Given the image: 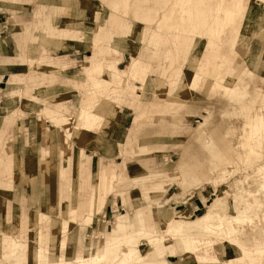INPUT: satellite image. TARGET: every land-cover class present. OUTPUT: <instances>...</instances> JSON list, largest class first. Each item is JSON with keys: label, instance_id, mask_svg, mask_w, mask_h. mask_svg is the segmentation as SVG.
I'll list each match as a JSON object with an SVG mask.
<instances>
[{"label": "rangeland", "instance_id": "obj_1", "mask_svg": "<svg viewBox=\"0 0 264 264\" xmlns=\"http://www.w3.org/2000/svg\"><path fill=\"white\" fill-rule=\"evenodd\" d=\"M0 27V264H264V0H0Z\"/></svg>", "mask_w": 264, "mask_h": 264}, {"label": "crops", "instance_id": "obj_2", "mask_svg": "<svg viewBox=\"0 0 264 264\" xmlns=\"http://www.w3.org/2000/svg\"><path fill=\"white\" fill-rule=\"evenodd\" d=\"M6 45V46H5ZM6 48H9V46H8V44L4 41V38H3V35H2V31H1V27H0V64L1 63H3V61H5V60H8V59H5L6 57H9V56H7V55H4L3 54V51L6 49ZM98 49H101V47L99 46V48H97V50ZM93 58V56H90L88 59H92ZM103 57H98L97 56V58L95 59V62H93V66H96V67H100V68H102V66H101V62L98 60V59H102ZM127 58H129V54L128 53H124L123 54V56H122V58L120 59H116V60H114L113 62H112V65H111V70L112 71H116V72H126V70H121V69H119V65H121V64H123V63H125L126 62V60H127ZM135 60H138V65H139V68H137V70H138V72L136 73L137 75L138 74H140L141 72H142V70H143V61H141L140 59H138V58H136ZM132 63V62H131ZM130 63V64H131ZM129 64V65H130ZM199 64V63H198ZM127 68H129V66H127ZM5 75H7V74H4V75H2V76H0L2 79L4 78V76ZM123 87H124V85H123ZM124 89V88H123ZM122 96H123V100H122V102H124V100H125V103H126V105H127V108H129V109H131V110H133V111H135V114H136V120H135V127H136V125H138V123H139V117H142L144 114H143V112L140 110V107L136 104V101H135V98L132 96V98H131V94H127V95H125V93L123 92L122 93ZM127 96H129V98L126 100L125 98L127 97ZM136 97V99L137 98H139L140 97V95H136L135 96ZM132 99V100H131ZM111 114V113H110ZM118 114H119V112H118ZM117 115V114H116ZM95 116L93 115V114H91V119H93ZM111 117H112V115L111 116H109L108 118H109V120L111 119ZM90 122H91V120H90ZM110 123V122H109ZM84 125H86V124H84ZM73 160L75 161V165H77V167H76V171H75V173H74V175H76V173L78 172V175H79V173H81V175H83V174H86V172H88L89 173V171H88V168L86 167V165H84L83 163H80L78 160H77V157L75 156V155H73ZM183 162H186V163H181L180 164V173H181V175L179 176V178H181L182 180L180 181V184L179 185H181V186H184V185H188V184H193V182H197L196 184V188L198 187H200V186H202V187H204V185L205 184H207L208 182H209V180L211 179L208 175H207V173H201V174H199V175H196V171H195V169L194 168H192V167H190L189 166V164H188V162L187 161H183ZM123 167H121V165H112V164H108V165H105V164H101V167H100V169H99V171H98V181L101 179H104L105 178V182H106V184H108V182L110 181V183L111 182H113V181H120V178H121V180L123 179V176H122V172H123V169H122ZM154 176L155 177H157V178H159V177H163L162 176V174H161V172H156L155 174H154ZM87 177H88V187L89 188H98L97 186H98V184L96 185V186H94V185H92L91 184V182H90V178H91V175H90V173L87 175ZM192 178H194L193 180H191ZM136 180V179H135ZM202 183V184H201ZM197 188V189H198ZM222 195H226L225 193H221ZM228 194V193H227ZM199 194H197V196H198ZM225 198H226V200H225V204H227V201H228V197H227V195L226 196H224ZM95 198H96V195H91V198H90V200H89V202H88V205L90 206V209H89V212L90 213H92V208H93V206H94V201H95ZM217 201V198H215L214 200H213V202L211 203V204H209L208 206H207V210H206V212L203 214V215H206L207 213H209L212 209H213V205L215 206V205H217V203H215ZM144 207L146 206V204H144L143 205ZM140 208H142V207H140ZM187 209H189V210H192V209H190V207L188 206V208ZM165 212V211H164ZM164 212L162 213V215H161V217H162V219H164V220H166L167 221V219H166V214H164ZM192 212V211H191ZM203 215H201V216H203ZM155 216V215H154ZM201 216H199L198 218H202ZM249 217H251V218H249ZM198 218H196V219H198ZM196 219H191V220H176V219H174V220H171L170 219V223H184V224H186V225H191L190 223H192L194 220H196ZM241 219H244L245 220V222H242V220ZM243 220V221H244ZM251 220H254V218H253V215L252 214H247V216L246 217H241L240 218V220L238 219V221L241 223H234V225H235V228H234V230H235V235H233L232 237H227V238H229L230 239V241L233 243V244H238V239H239V237H240V232L243 230V226L246 224V222H248V221H251ZM159 222V220L158 219H156L155 218V220H154V225L156 224L157 225V223ZM160 223V222H159ZM237 225V226H236ZM252 228H253V226H252ZM254 232V229L253 230H251V233H253ZM173 247H175V246H169V247H167V249H168V253H169V257H171V256H174V255H176L177 253V249H179V248H174L173 249ZM172 248V249H171ZM181 249L185 252L184 253V257H186V251H185V248L183 247V246H181ZM41 250L42 249H38L37 251H36V253H38V254H41L42 252H41ZM253 250H249V249H247L246 251H245V253H251ZM250 256V255H249ZM237 259H239V257L238 258H233L232 260H230L229 262H234L235 260H237ZM240 259H241V257H240ZM218 260V258H215V256H212V253H211V249H209V252L207 253V255L206 256H203L202 257V260L200 261V263H203V262H208V261H213V262H216ZM238 261V260H237ZM185 263V260H183L182 259V261H179L178 263H170L168 260H166V264H184ZM227 263V262H226Z\"/></svg>", "mask_w": 264, "mask_h": 264}, {"label": "bare ground", "instance_id": "obj_3", "mask_svg": "<svg viewBox=\"0 0 264 264\" xmlns=\"http://www.w3.org/2000/svg\"><path fill=\"white\" fill-rule=\"evenodd\" d=\"M58 149V148H57ZM55 150V149H54ZM53 153V152H52ZM53 155V154H52ZM219 207V206H218ZM216 214V213H215ZM221 217V216H220ZM219 217V218H220ZM249 218H251V217H249ZM207 219V216H204V217H202V218H200L199 219V223L198 224H200V223H202L204 220H206ZM227 219H230V218H227ZM226 219V220H227ZM235 218H233V220H234ZM238 219H239V217H238ZM240 220V219H239ZM242 220V222H245V220L244 219H241ZM244 220V221H243ZM186 221V220H185ZM225 221V220H224ZM227 221H229V220H227ZM187 222V221H186ZM206 222V221H205ZM222 222H223V220H222ZM221 221H220V223H222ZM239 222V221H238ZM241 222V223H242ZM211 223V222H210ZM229 223V222H228ZM236 223V222H235ZM240 223V222H239ZM240 223V224H241ZM115 227H114V231L116 232V233H114V234H117V233H119L121 230H123L126 226H127V224H126V222H124V220H123V218H120V219H118L115 223ZM233 224V223H232ZM226 225V224H225ZM203 226H206L205 224H203ZM202 226V227H203ZM224 226V225H223ZM227 226V225H226ZM237 226V225H236ZM222 227V226H221ZM228 228V227H227ZM230 230V229H229ZM234 234V233H233ZM120 237V236H119ZM112 238H116V235L115 236H113L112 235ZM107 241H109V240H107ZM111 241V240H110ZM109 241V242H110ZM113 241V240H112ZM112 241H111V243H112ZM115 245V244H114ZM194 245V244H193ZM192 245V246H193ZM53 253H55V252H53ZM141 254V253H140ZM129 255H132V254H129ZM142 255V254H141ZM136 256V255H135ZM102 258V257H101ZM53 259V258H52ZM95 259V258H94ZM94 259H87L86 261L87 262H93V261H91V260H94ZM99 259V258H98ZM41 260H42V253L41 254H38V253H35V262H36V264H41ZM60 260V259H59ZM100 260V259H99ZM98 260V261H99ZM78 261L81 263V262H83V261H85V260H83L82 258H79L78 259ZM70 262V261H69ZM1 263V262H0ZM3 263V262H2ZM16 264H20V263H16ZM64 264V263H63ZM82 264V263H81Z\"/></svg>", "mask_w": 264, "mask_h": 264}]
</instances>
